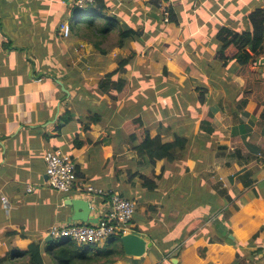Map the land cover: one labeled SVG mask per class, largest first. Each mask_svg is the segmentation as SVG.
Here are the masks:
<instances>
[{
	"label": "crops",
	"instance_id": "crops-1",
	"mask_svg": "<svg viewBox=\"0 0 264 264\" xmlns=\"http://www.w3.org/2000/svg\"><path fill=\"white\" fill-rule=\"evenodd\" d=\"M69 1L0 0V264H28L19 253L32 244L41 248L44 264H55L45 253L55 240H48L46 234L53 225L71 221L74 211L65 205L67 198L82 199L77 193L60 194L49 185L44 159L56 150L72 156L85 182L136 202L135 215L141 217L131 225L134 215L131 232L149 237L155 248L159 239L179 244L185 227L201 220L184 238L187 249L180 245L179 264H219L215 259L220 255L222 264H230L236 250L223 242L210 217L217 216L238 243L240 236H248L262 224L250 217L237 223L231 219L245 203L252 200L247 208L256 200L259 206L256 198H264V106L256 103L257 93L243 92V80L229 70L233 63L224 76L223 70L202 68L212 63L216 52L205 48H218L213 43L217 30L208 24L216 15L209 9V0H170L181 18L178 25L172 23L166 37H177L176 48L160 52L156 67L150 68L158 72L156 76L147 72L145 63L136 64L144 61L140 50L136 62L115 78L127 83L123 92L128 93L119 101L113 99L115 91L101 94L97 85L119 68L124 57L115 55V59L113 50L102 63L95 52L102 36L90 33L86 39L81 33L89 32L88 28H74L69 38L64 37L61 25L70 24L74 8V0ZM102 1V24L117 18V27L145 32L146 5L139 12L145 15L134 24L135 20L119 13L118 3L123 0ZM100 28L98 22L94 29ZM115 28L110 26V32ZM117 44L120 52L126 48V42ZM182 65L192 70L184 78L173 68ZM251 70L264 78V54ZM217 73L222 74L213 77ZM231 77L232 82L224 81ZM195 79L200 83H193ZM201 86L208 89L204 101ZM67 111L73 120L63 126ZM139 117L151 138L161 136L165 143L187 140L179 142L172 161L152 164L139 157L122 127ZM143 176L154 180L155 191L143 186ZM195 200L204 203L196 206ZM257 244L264 247V232ZM205 245L209 251L201 261L194 250ZM256 249L245 245L243 256ZM151 250L144 257L126 256L114 264H169L163 249ZM244 264L257 263L246 260ZM259 264H264V258Z\"/></svg>",
	"mask_w": 264,
	"mask_h": 264
},
{
	"label": "trees",
	"instance_id": "trees-1",
	"mask_svg": "<svg viewBox=\"0 0 264 264\" xmlns=\"http://www.w3.org/2000/svg\"><path fill=\"white\" fill-rule=\"evenodd\" d=\"M154 1L156 7L160 6L163 2H170V0ZM104 11L105 6L102 0H97L96 4L88 6L84 10L74 7L71 11L70 17L71 33L75 28V25H80L82 23L84 28H88L89 33L97 35L96 32H98L100 38L101 36L102 38H105L111 33L109 30L110 26H117L120 24V22L117 20V18H115L113 20L108 19L102 24L103 20L105 19ZM164 12L170 16L169 19L171 20L169 21L171 23L178 25L179 22H181L180 16L175 13V10L172 8V6L170 7L169 11L165 9ZM243 18L245 27L242 28L241 31L235 29L234 26L228 25L220 26L217 29L213 43L217 45L218 48L213 56L212 63L202 64V68L207 72H209L207 67L221 71L228 68L230 64L233 63L229 70L233 75L243 80V92L246 94L257 93L254 98L256 103L260 106H264V78L251 70V68L257 62V59L262 54H264V6H257L254 10L245 14ZM98 22L102 25V28L96 30L94 27L98 25ZM143 37L144 36L142 33L132 29L127 31L121 30L119 33L118 43L121 47L127 39L135 38L136 41H142ZM95 45L102 55L108 54V51L100 48V43L98 41L95 43ZM131 56L133 57L123 58L119 62V68L115 72L108 74L98 83V92L101 94H108L111 91H115L117 95H115L113 99L117 101L123 99V91L127 87V83L121 82L119 80L115 81V78L120 72H123L124 69L132 63L134 55ZM163 74H167L166 68L164 69ZM221 74L222 73H217L213 75V77L220 76ZM162 78L163 76H161V79ZM205 87L206 86H201L198 88L201 92L199 93L201 101L205 100V95L208 91L207 87ZM93 118L99 119L97 115H94ZM72 120V113L67 111L62 118L63 126L69 124ZM206 124L208 125V122ZM122 127L128 138L134 144V150L137 152L139 157L143 159L148 158L152 164H156V161H161L164 159L172 161L173 151L176 150L179 142L182 141L183 144L184 142H187L186 139L182 138H176L173 143L163 142L161 136L151 138L148 128L140 117L125 121ZM76 170L78 179L83 180L78 173L77 165ZM142 180L144 187L155 191L157 184L154 182V180L144 176L142 177ZM256 199L260 203L259 206L256 205V200H254L253 203L249 204V206L246 208L248 203L252 201L251 200L250 202L245 203L242 209H239V211L231 219L232 223H237L245 218L250 217L255 224L256 221H261L262 224L257 231L255 230L254 232H251L248 236H240L243 243L234 242L228 237H224L225 241L223 242L233 246L236 250L234 259L230 264H244L246 260L253 261L257 264L262 262V259L259 258V255L264 253V247L258 246L257 243L260 241L262 232H264V198L257 197ZM194 203L196 206H198V204L204 202L201 200H195ZM153 210H155V208H153ZM201 224V220L191 221L185 227L182 239L178 240L179 244L182 245L185 236L193 233ZM153 239L155 240L156 238ZM163 240L164 239H159L157 241L156 248L163 249L165 251V256L168 261L170 258L169 251L173 244L165 243ZM243 245H246L249 248L256 247L257 249L251 252L249 256H243ZM187 246L188 245H182V250H186ZM201 247L203 248L201 253L196 251L197 248L194 251L196 252L195 255L201 261H204L207 258L206 253L209 251V245ZM156 248L153 246L151 251L155 252ZM189 249H191V247ZM45 253L53 257L55 264H114L118 260L124 259L126 257L121 237L110 239L105 244L104 248H99V245L79 246L76 242L69 239L58 240V242L55 241V244H52L50 248L46 249ZM19 254L21 257L26 256L28 258V264H44L41 248L35 244H32L27 252H20ZM222 256L223 255L216 257L215 260L217 263L222 264ZM160 258H162V256Z\"/></svg>",
	"mask_w": 264,
	"mask_h": 264
},
{
	"label": "built area",
	"instance_id": "built-area-1",
	"mask_svg": "<svg viewBox=\"0 0 264 264\" xmlns=\"http://www.w3.org/2000/svg\"><path fill=\"white\" fill-rule=\"evenodd\" d=\"M97 0H74L75 8L84 10ZM162 5V4H161ZM167 15V13H165ZM65 38L71 36L70 24L61 25ZM48 183L60 194H73L85 198L97 223L61 222L53 225L47 236L54 240L69 239L80 246L103 245L111 237H121L131 232L130 222L136 213V203L123 199L115 191L97 188L77 176L76 164L71 155L62 150L45 154ZM30 190V189H29ZM103 198L109 200L103 201Z\"/></svg>",
	"mask_w": 264,
	"mask_h": 264
},
{
	"label": "rangeland",
	"instance_id": "rangeland-1",
	"mask_svg": "<svg viewBox=\"0 0 264 264\" xmlns=\"http://www.w3.org/2000/svg\"><path fill=\"white\" fill-rule=\"evenodd\" d=\"M146 5V11H147V26L145 28V32H142L143 34V40L141 42H138L135 40V38H130L126 40V48L122 50V52L119 51V48L117 47L118 43V38H119V30H124L122 26L115 28V31L112 32L111 34L108 35V37L97 39V41L100 43V48L108 51V54L102 55L99 53V51H95L96 53L99 54V58L101 59L102 63H104L105 60L111 58L109 56V52L111 53L113 50L114 52L112 55L116 59L115 55H118V59H121L122 57H133L131 55H134L133 62L135 63L137 60V53L140 50L144 51V55H142L144 58V61L137 60L136 64H139L140 62L146 64L147 72H150L154 76L158 74L157 71H150V68L152 69L153 67H156L155 62L159 59L160 52L163 51L164 49H171L174 50L176 48V36L171 35L170 37L166 38L168 36V33H170L169 30H173V25L169 21L171 19L168 14L166 15L164 12L165 9L169 11L170 9V2H163L162 5L156 7L155 1L154 0H134L132 2L123 0L118 3V8H119V13L123 16L126 17L127 20H135L134 24H138V20L141 18L140 15H145V13H139L140 8L142 6ZM217 6V7H216ZM257 6H264V0H209V9L213 10V13L216 15L214 17H211L208 21V24L214 27V29H218L220 26H234L235 29L238 31H241L242 28L245 27V24L243 22L244 20V15L247 14L248 12L254 10ZM173 8V7H172ZM142 16V17H143ZM90 18V17H88ZM122 19V18H121ZM85 20V19H83ZM120 20V19H119ZM121 21V20H120ZM171 24V25H170ZM119 26V25H118ZM76 30H83V25L82 23L80 25H75ZM169 28V29H167ZM138 29H143V27L138 28ZM120 30V31H121ZM235 30V31H237ZM86 32V31H85ZM81 33L83 37H87L86 39H90V33ZM111 50V51H110ZM206 52H214L216 50H213L212 47H207L205 48ZM117 52V53H116ZM123 53V54H122ZM167 52H162V56ZM92 54V52H91ZM90 54V55H91ZM89 55V56H90ZM136 56V57H135ZM113 58V57H112ZM117 59V60H118ZM144 66V65H143ZM179 67V68H178ZM175 66L173 67L175 69V72L177 75H180L181 77H185L186 74H190L192 71L190 70H184V66ZM113 68V67H111ZM228 73L227 68L223 69V76ZM233 77L229 78L228 80L224 81H229L232 82ZM96 80H92V82H95ZM98 81V79H97ZM223 81V83H224ZM91 82V83H92ZM199 79H195L193 83H197ZM212 86V85H211ZM127 88V87H126ZM125 88V89H126ZM187 89H183V94H185L184 91ZM126 92H123V97H125L128 93L127 90ZM152 96V95H150ZM150 96H147L146 99L150 100ZM181 98L184 99L183 96ZM133 179V178H132ZM103 189V188H102ZM105 190V189H104ZM136 203V202H135ZM136 205V209H137ZM138 210V209H137ZM150 213V212H149ZM141 217V214L137 213L134 218V222L131 225L137 224L139 222V219ZM131 227V226H130ZM133 231V230H132ZM58 242V240H55ZM248 247V246H247ZM246 248V247H245ZM203 248L199 247L197 248V252L201 253V250ZM169 264L170 263V258L168 260ZM221 263H223V256L221 257Z\"/></svg>",
	"mask_w": 264,
	"mask_h": 264
},
{
	"label": "water",
	"instance_id": "water-1",
	"mask_svg": "<svg viewBox=\"0 0 264 264\" xmlns=\"http://www.w3.org/2000/svg\"><path fill=\"white\" fill-rule=\"evenodd\" d=\"M68 3L70 2L67 0ZM66 206H70L73 208L74 214L71 218V221L74 222H83V223H97L98 220L94 218L91 214V209L89 207L88 201L84 199H72L67 198L65 203ZM212 224L215 225V230L220 233L223 237H228L230 240L236 242V238L233 234L230 233L229 229L220 222L219 218L215 215L210 217ZM52 240V238L48 239ZM124 247V251L126 256L133 258H141L144 257L147 252L152 249L154 246L153 242L149 239V237H141L135 233L125 234L121 239ZM180 247V244H175L170 250V263L171 264H179V259L176 257L177 251ZM259 257L261 259L264 258V253L260 254Z\"/></svg>",
	"mask_w": 264,
	"mask_h": 264
},
{
	"label": "bare ground",
	"instance_id": "bare-ground-1",
	"mask_svg": "<svg viewBox=\"0 0 264 264\" xmlns=\"http://www.w3.org/2000/svg\"><path fill=\"white\" fill-rule=\"evenodd\" d=\"M81 198H82V199H84V200H86V199H85V198H83L82 196H81ZM86 201H87V200H86ZM130 233H132V232H130ZM122 237H123V236H121V239H122Z\"/></svg>",
	"mask_w": 264,
	"mask_h": 264
}]
</instances>
